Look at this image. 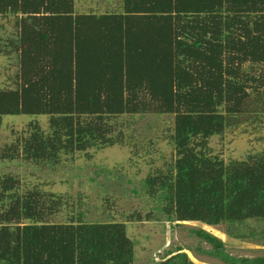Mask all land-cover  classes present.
<instances>
[{
    "label": "trees",
    "instance_id": "1",
    "mask_svg": "<svg viewBox=\"0 0 264 264\" xmlns=\"http://www.w3.org/2000/svg\"><path fill=\"white\" fill-rule=\"evenodd\" d=\"M0 16L17 28L4 38L0 24V55L16 52L20 65L16 87H0V128L6 115L50 117L48 131L31 123L3 158L57 165L124 143L121 115L175 114L176 157L149 174L148 194L164 198L169 220L225 225L264 246V229L249 225L264 220V150L229 163L208 151L214 135L264 115V0H122L104 12H79L76 0H0ZM65 205L0 178V264H133L125 222H86L82 212L49 221ZM190 231L225 264H264ZM151 264L201 263L179 248Z\"/></svg>",
    "mask_w": 264,
    "mask_h": 264
},
{
    "label": "rangeland",
    "instance_id": "2",
    "mask_svg": "<svg viewBox=\"0 0 264 264\" xmlns=\"http://www.w3.org/2000/svg\"><path fill=\"white\" fill-rule=\"evenodd\" d=\"M122 0H76L79 12H104L118 8ZM4 38H12L17 28L14 18L0 16ZM16 52L0 55V87L15 88L19 73ZM49 115H6L0 128V178L13 175L21 182V191L44 190L61 194L65 207L51 216V222H66L75 213H83L86 222H125L135 243L133 264L161 261L170 251L184 248L189 257L201 264H225L212 256L211 245L190 231L202 227L220 237L226 250L239 258L264 255L257 241L229 236L225 225L211 226L200 221H172L163 211L161 195L147 192L146 178L157 169H165L176 157L170 137L174 132L175 114L140 113L119 116L115 123L123 130L124 143L91 148L65 156L57 164L28 161L22 156L9 159L2 154L18 139L27 135L30 124L40 123L49 130ZM264 150V115L229 126L214 135L209 144L213 155L226 163L244 160L249 154ZM167 168V167H166ZM141 215L142 220H137ZM29 223V220H25ZM251 227L264 229V220H250Z\"/></svg>",
    "mask_w": 264,
    "mask_h": 264
}]
</instances>
